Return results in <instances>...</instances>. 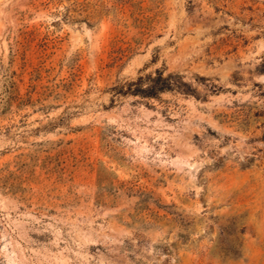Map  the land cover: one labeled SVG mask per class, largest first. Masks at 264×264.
<instances>
[{"label":"rangeland","instance_id":"1","mask_svg":"<svg viewBox=\"0 0 264 264\" xmlns=\"http://www.w3.org/2000/svg\"><path fill=\"white\" fill-rule=\"evenodd\" d=\"M0 264H264V0H0Z\"/></svg>","mask_w":264,"mask_h":264},{"label":"trees","instance_id":"2","mask_svg":"<svg viewBox=\"0 0 264 264\" xmlns=\"http://www.w3.org/2000/svg\"><path fill=\"white\" fill-rule=\"evenodd\" d=\"M161 89H162V87L161 88L152 89V90H149L147 92L143 91L142 93H145V95H148V96H152V95H155Z\"/></svg>","mask_w":264,"mask_h":264}]
</instances>
